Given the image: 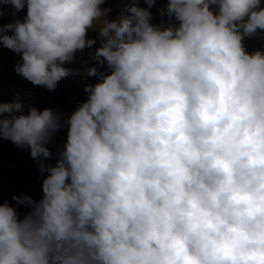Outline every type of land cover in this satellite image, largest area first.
Masks as SVG:
<instances>
[{"label": "clouds", "instance_id": "obj_1", "mask_svg": "<svg viewBox=\"0 0 264 264\" xmlns=\"http://www.w3.org/2000/svg\"><path fill=\"white\" fill-rule=\"evenodd\" d=\"M104 4L0 0L26 8L0 26L19 76L55 90L89 49L96 77L66 118L0 103V138L46 173L0 203V264H264V49L243 43L264 0H167L162 23L156 0Z\"/></svg>", "mask_w": 264, "mask_h": 264}, {"label": "rangeland", "instance_id": "obj_2", "mask_svg": "<svg viewBox=\"0 0 264 264\" xmlns=\"http://www.w3.org/2000/svg\"><path fill=\"white\" fill-rule=\"evenodd\" d=\"M142 1L143 0H137L139 6L141 7ZM124 2L127 3L130 2V0H124ZM166 2L167 0H156V4L154 5L155 10L153 13L160 16L162 19L161 23L164 21L165 17L163 18L160 15L158 9L165 5ZM103 7L111 9V12L109 13V19L115 18V16L120 11L119 0H105ZM13 20L14 19H8L4 21L0 20V26L12 22ZM88 35L89 37H93L96 36V33L90 31ZM243 43L248 52H252L257 49H264V33H258L256 36L245 38ZM98 46L99 40H97L96 45L93 47L95 48ZM5 59L11 60L16 64V62L20 59V56L19 54L14 53L0 45V72L3 70L2 62ZM87 63L89 64L88 67L94 66V61H92L89 56V49L85 51V57L83 60L71 64H65L66 67L78 70V74L66 77L59 81L55 90L50 91L45 87L36 85H33L32 89L37 91L47 108H51L53 110L58 109L66 118L80 102L87 98L86 93L83 91L84 86L86 84L96 82V77L87 76L86 73L84 75L82 74L81 67L87 69ZM18 88L19 87L16 85L9 84L0 78V102H11L17 96L20 97L22 102L23 95L18 90ZM14 158V161L11 162L3 160L0 161V169L3 170V176L7 174L13 175L17 179L21 180V184L23 185L34 182L36 171L39 166L38 162L34 161L30 157L29 151L27 149H20ZM3 176L0 177V193L6 195V191L9 189V187H3L5 184L3 183L4 181H1Z\"/></svg>", "mask_w": 264, "mask_h": 264}, {"label": "trees", "instance_id": "obj_3", "mask_svg": "<svg viewBox=\"0 0 264 264\" xmlns=\"http://www.w3.org/2000/svg\"><path fill=\"white\" fill-rule=\"evenodd\" d=\"M142 7H146L145 0L142 1ZM155 10V7L153 6L150 11L152 12V22L153 23H161V18L159 15H155L153 11ZM12 11L11 5L6 6H0V20H8V19H19L22 18L26 14V9L21 10L16 14V16H12L10 13ZM164 18V17H163ZM3 26V25H2ZM85 49L82 53H79L80 60H83L85 57ZM3 70L0 72V78L12 85H16L18 90L22 93L23 98L22 102L25 104H31L37 107L39 110H43L44 108H47L43 101L41 100L40 95L37 93V91H34L32 89L33 84L21 76H19L15 72V63L11 60H3ZM88 63L86 64V67L88 68ZM82 68V74L84 75L86 73V68ZM1 103V102H0ZM3 103V102H2ZM56 111H59L56 109ZM66 134L67 129L61 128L58 132H56L53 136L52 143L48 145L50 148V151L53 153V158L46 161V163H54L55 162V154L57 152V149L59 147H62L63 142L66 140ZM20 148L15 146L10 141L4 140L0 138V161H14V156L18 153ZM2 173V174H1ZM46 175V173L42 174L39 171V167L36 171V177L34 182L32 183H26L21 184L22 181L17 179L13 175H4L3 176V170L0 169V177L3 176V179L1 181H4L3 187H9V189L6 191V195H3L0 193V203H2L5 200H8L9 203L14 204L15 202L12 201L11 197L13 194L15 195H28L31 196L33 199H39L42 195L41 193V184L43 176ZM5 190V189H3ZM28 209L24 205H20L18 208V211L23 214Z\"/></svg>", "mask_w": 264, "mask_h": 264}]
</instances>
